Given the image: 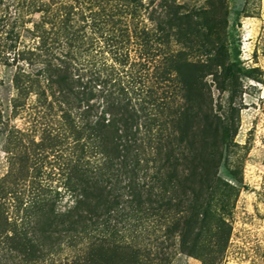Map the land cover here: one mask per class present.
<instances>
[{
    "label": "rangeland",
    "instance_id": "obj_1",
    "mask_svg": "<svg viewBox=\"0 0 264 264\" xmlns=\"http://www.w3.org/2000/svg\"><path fill=\"white\" fill-rule=\"evenodd\" d=\"M109 74L137 109L155 93L186 153L216 157L209 211L170 212L166 185L134 216L112 189L105 241L52 243L51 210L86 200L75 176L101 162L88 128ZM0 264H264V0H0Z\"/></svg>",
    "mask_w": 264,
    "mask_h": 264
},
{
    "label": "trees",
    "instance_id": "obj_2",
    "mask_svg": "<svg viewBox=\"0 0 264 264\" xmlns=\"http://www.w3.org/2000/svg\"><path fill=\"white\" fill-rule=\"evenodd\" d=\"M112 74L98 79L103 86L99 91L105 110L98 116L95 126L88 128L94 138L92 152L101 156V162L96 165L98 172L85 169L75 176L76 186H81L86 200L79 197L74 208L65 214L58 215L51 210L47 222L50 230L48 237L52 243L55 242L51 238L52 233H60L55 239L61 235L66 236L67 240L85 236L91 240L90 245L96 247L98 237L94 233H98L97 224L103 217L108 222V218L119 207L120 194H112V189L128 194V202L135 208L134 216L141 213L143 201L151 200L152 195L156 200L160 197L159 193H153L155 188L166 185L181 189L180 192L175 189L171 196L166 197V209L170 212L176 210L177 202H188L189 199L204 206L198 209L200 217L209 211L211 193L203 196L197 188L214 187L219 181L215 173L210 175L216 165V157L211 154L205 160L200 155L195 157L191 151L186 153L189 142H186L187 147L182 145L184 129H178L181 135L176 138L172 132L164 134L161 123L157 122L154 112L156 101L155 98L152 99L155 93L151 94L146 90L145 97L139 96L137 109L131 105L129 85L121 78L117 80L115 76L111 77ZM69 84L66 81L65 89L72 92ZM198 167L203 172H196ZM229 174L236 179L233 173ZM103 223L105 226V222ZM106 226L107 229L109 223ZM98 234H102L99 236L100 241L106 239L102 232L99 231Z\"/></svg>",
    "mask_w": 264,
    "mask_h": 264
}]
</instances>
